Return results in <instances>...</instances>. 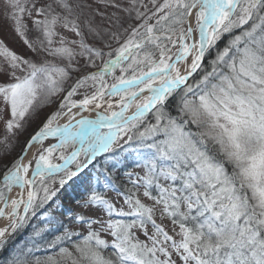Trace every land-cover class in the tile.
<instances>
[{
	"label": "snow or ice",
	"instance_id": "6c2138e0",
	"mask_svg": "<svg viewBox=\"0 0 264 264\" xmlns=\"http://www.w3.org/2000/svg\"><path fill=\"white\" fill-rule=\"evenodd\" d=\"M2 6L0 145L62 99L3 165L0 264H264V0Z\"/></svg>",
	"mask_w": 264,
	"mask_h": 264
},
{
	"label": "rangeland",
	"instance_id": "374dc122",
	"mask_svg": "<svg viewBox=\"0 0 264 264\" xmlns=\"http://www.w3.org/2000/svg\"><path fill=\"white\" fill-rule=\"evenodd\" d=\"M89 3H92V0H88ZM122 4L125 6L128 3V0H119ZM3 0H0V39L4 40L5 43L12 48L14 51H16L19 54L30 56L31 53L28 51V49L23 45L22 41L19 40V38L15 35V33L12 31L9 22L4 18V10H3ZM93 8L98 9L100 12H103L105 14V18L102 21V18L100 16H96V23L102 24V26L107 27V17L110 16V14L114 11L112 8H105L103 5H98L93 3ZM121 18L125 22V27L128 23L135 24L136 21L134 19L129 20L126 13H119ZM134 15V14H133ZM26 22L31 25V22L27 20ZM30 36H33V33H29ZM115 47V45H113ZM42 59L44 57H41ZM62 99V95H58L55 97H52V102L50 104L45 105L43 108L37 109V113L29 120V122L25 125V127L20 130L16 137L10 138L9 143L11 145L10 149H5L3 145H0V178H2V170L4 164H10L12 160L18 158L19 154L21 153L27 139L34 134V132L42 125L45 118L51 114V112L55 111L60 104V101ZM113 100H118V97H114ZM7 112L4 110V105L2 102H0V138L4 135V119L7 117ZM63 117V116H62ZM61 118V117H60ZM49 142L52 141H46L45 145H47ZM38 146H36L37 148ZM36 148L34 149L33 154L36 152ZM7 153V154H6ZM32 154V156H33ZM31 156V157H32ZM30 157V158H31ZM29 158V159H30ZM118 179H122V175L118 173ZM78 195L75 192H69L67 189L62 191L56 198H54L55 201H63L65 209L68 207V201L70 196H76ZM109 196H112V193H108ZM44 211H50L53 215H59V211L57 210L56 203L50 202L49 205L46 206L45 209H39L37 211V216L34 217L30 223L31 224H37L39 223V217L43 214ZM9 221L5 220V225H0V228L5 227Z\"/></svg>",
	"mask_w": 264,
	"mask_h": 264
},
{
	"label": "bare ground",
	"instance_id": "6f19581e",
	"mask_svg": "<svg viewBox=\"0 0 264 264\" xmlns=\"http://www.w3.org/2000/svg\"><path fill=\"white\" fill-rule=\"evenodd\" d=\"M75 111V110H74ZM82 115L84 116H88V117H95V113L92 112V113H88V112H85L83 113ZM79 118V117H77ZM67 121V117H61L58 119V122L60 124H63ZM36 148V146H33L32 148H30L27 152V154L25 155V162H27V160L32 156L33 152H34V149ZM19 190L18 189H13L12 193L9 194V199H11L13 196H15V194L18 192ZM5 220L6 219H3V218H0V225H5ZM8 223V222H7Z\"/></svg>",
	"mask_w": 264,
	"mask_h": 264
},
{
	"label": "trees",
	"instance_id": "16d2710c",
	"mask_svg": "<svg viewBox=\"0 0 264 264\" xmlns=\"http://www.w3.org/2000/svg\"><path fill=\"white\" fill-rule=\"evenodd\" d=\"M228 39H229V37L227 35H225L221 39V41L219 42L220 47H223L227 43ZM31 225H33V224L29 223V225L25 228V230L18 233L15 237L14 242H19V241L25 239L28 236V234L32 231ZM9 247H11V244L9 245ZM5 255H7V253H5Z\"/></svg>",
	"mask_w": 264,
	"mask_h": 264
},
{
	"label": "water",
	"instance_id": "95a60500",
	"mask_svg": "<svg viewBox=\"0 0 264 264\" xmlns=\"http://www.w3.org/2000/svg\"><path fill=\"white\" fill-rule=\"evenodd\" d=\"M89 118H92V117H89ZM93 118H94V117H93ZM77 119H79V118H77ZM29 138H30V137H29ZM29 138H28V139H29ZM28 139H27V141H28ZM27 141H26V143H27ZM26 143H25V145H26ZM25 145H24V147H23L21 153L19 154V156L23 154V150H24V148H25ZM19 156H18V157H19Z\"/></svg>",
	"mask_w": 264,
	"mask_h": 264
}]
</instances>
